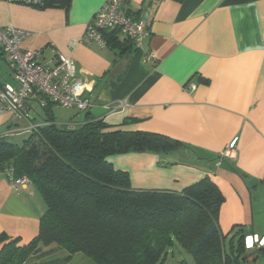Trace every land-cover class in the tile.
Returning <instances> with one entry per match:
<instances>
[{
    "label": "crops",
    "instance_id": "1",
    "mask_svg": "<svg viewBox=\"0 0 264 264\" xmlns=\"http://www.w3.org/2000/svg\"><path fill=\"white\" fill-rule=\"evenodd\" d=\"M105 1L70 0L65 7L44 9L0 2L1 28L36 34L23 49L40 52L38 62L47 66L54 63L52 49H58L75 61L76 76L87 83L85 96L95 106L60 115L53 108L55 121L77 127L101 119L112 128L182 141L185 147L169 154L128 153L109 161L129 173L136 189L182 192L209 177L224 197L223 234L263 237L264 0H127L126 9L151 33L142 47L131 46L120 32L106 48L86 46L81 38ZM149 54L155 61L146 64ZM6 66L0 53V72ZM189 83L196 85L194 91ZM119 102L126 106L117 108ZM33 108L34 119L49 118ZM12 120L0 115V134ZM227 146L236 158L219 165ZM45 210L34 185L15 191L0 168V235L28 244L38 235ZM67 255L53 249L28 264H63ZM74 258L70 264L77 263Z\"/></svg>",
    "mask_w": 264,
    "mask_h": 264
},
{
    "label": "trees",
    "instance_id": "2",
    "mask_svg": "<svg viewBox=\"0 0 264 264\" xmlns=\"http://www.w3.org/2000/svg\"><path fill=\"white\" fill-rule=\"evenodd\" d=\"M69 2L49 0V5L65 7ZM104 37L107 44L117 41V31L104 32ZM52 109L44 110L47 125L27 133L22 144L0 140V168H12L16 178L29 177L46 206L39 233L28 244L0 235V264H28L53 249L68 254L63 264L76 255L93 264H163L176 245L193 264L248 262V235L221 230L224 197L211 178L182 192L136 189L129 173L109 161L128 153L169 154L185 147L182 141L112 128L101 119L63 125L55 121Z\"/></svg>",
    "mask_w": 264,
    "mask_h": 264
},
{
    "label": "built area",
    "instance_id": "3",
    "mask_svg": "<svg viewBox=\"0 0 264 264\" xmlns=\"http://www.w3.org/2000/svg\"><path fill=\"white\" fill-rule=\"evenodd\" d=\"M127 0H106L95 17L87 24L81 38L86 46L106 48L107 40L104 32L117 31L125 35L135 48H140L150 37L146 22L126 9ZM8 4H16L40 9L49 6V0H0ZM36 34L13 26L0 27V53L7 60L12 82L0 81V115L9 114L13 126L0 140L9 139L21 134L35 132L47 125L45 121L36 122L33 118L36 105L42 110L61 107L87 111L92 109L94 102L85 96L87 83L76 76L75 61L53 48L54 63L52 66L38 62L40 52L23 49L22 44ZM155 55L145 56L144 62L151 64ZM189 90L194 91L196 85L189 83ZM126 103L119 102L117 108H124ZM236 151L231 146L220 154L218 164L225 159L236 158ZM10 185L15 191H20L31 185L29 177L16 178L12 168L6 171ZM247 250L257 247L264 248V236L248 235L245 239Z\"/></svg>",
    "mask_w": 264,
    "mask_h": 264
},
{
    "label": "rangeland",
    "instance_id": "4",
    "mask_svg": "<svg viewBox=\"0 0 264 264\" xmlns=\"http://www.w3.org/2000/svg\"><path fill=\"white\" fill-rule=\"evenodd\" d=\"M8 67H2L1 69V72H0V81L2 82H9L11 79V77L8 75ZM65 109L64 108H61V107H55L54 111L57 112L58 115H60L61 112L63 113H67V111H64ZM40 115L42 117L44 116H47L46 115V112L44 110H40L39 111ZM37 116V115H36ZM38 117V116H37ZM34 118V117H33ZM38 119L34 120L35 122L37 121ZM27 134H21V135H18L16 137H13V138H10V141L11 142H14V143H18V144H22L23 141L27 138ZM260 248L257 247L255 250H250L248 251V255H251L248 257V259H251L252 257H254L251 262H244V264H264V251L260 252L259 251ZM82 257L81 258H78L76 260V258H74V260L77 262L75 264H84L86 262H84V260L82 259H87L88 261H90L87 257L81 255ZM163 264H178L182 259H185L189 262V264H193V260L191 259V257L187 254V252L176 245L175 248H172L168 251V254L166 256H164L163 258ZM90 263H93L90 261Z\"/></svg>",
    "mask_w": 264,
    "mask_h": 264
},
{
    "label": "water",
    "instance_id": "5",
    "mask_svg": "<svg viewBox=\"0 0 264 264\" xmlns=\"http://www.w3.org/2000/svg\"><path fill=\"white\" fill-rule=\"evenodd\" d=\"M145 20H146V19H145ZM260 250H261V249H260ZM260 250H259V251H260ZM39 251H41V249H40Z\"/></svg>",
    "mask_w": 264,
    "mask_h": 264
}]
</instances>
